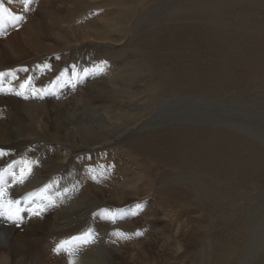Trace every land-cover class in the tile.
Listing matches in <instances>:
<instances>
[{"label":"rangeland","instance_id":"rangeland-1","mask_svg":"<svg viewBox=\"0 0 264 264\" xmlns=\"http://www.w3.org/2000/svg\"><path fill=\"white\" fill-rule=\"evenodd\" d=\"M26 15L22 24L37 34L27 28L28 38L49 50L37 57L40 68L51 54L61 65V90L103 84L94 101L57 109L71 125L79 114L100 117L83 122L90 124L83 143L55 130L57 142L75 150L72 164L41 158L24 186L10 184L20 207L39 211L42 197L55 200L34 215L41 223L35 234L24 225L27 213L18 225L0 221L26 242L18 262L67 264L66 253L59 256L52 243L44 251L34 239L57 225L72 236L93 228L98 238L87 247L98 264H264V0H33ZM19 23L8 21L10 31L21 33ZM33 43L27 39L28 58ZM45 87L30 86L29 118L41 107L55 115L48 96L33 95ZM163 98L171 99L159 106ZM65 186L70 191L59 199ZM103 209L115 220L103 219Z\"/></svg>","mask_w":264,"mask_h":264},{"label":"bare ground","instance_id":"bare-ground-1","mask_svg":"<svg viewBox=\"0 0 264 264\" xmlns=\"http://www.w3.org/2000/svg\"><path fill=\"white\" fill-rule=\"evenodd\" d=\"M44 1V0H43ZM169 1V0H168ZM15 0H3L0 1V9H7V12L4 13V23L3 26L0 27V33L3 35H6L7 38H1L0 37V72L5 73L3 77H0V148L5 149L7 152V155L0 157V169H5L9 164H12L13 167L10 171L15 172L16 176L20 175V169L24 167L23 161L27 160L32 163V171L36 172L34 169L36 166H42L40 163H38V159H43L44 162H55L56 160H59L62 158L63 162L65 159H67L70 163L73 162V159H71L73 154H70L72 151H75L69 147L63 146L57 142L56 136V129L60 128L65 133V138L70 141V143H80L84 141L83 137V130L90 124L83 123L84 121L87 122V120H94L99 119L100 117L96 119L93 115L89 117L80 116L76 119L79 122L71 123L67 122L64 119H59L57 114V109H60L62 107H66L67 101H72L75 99L82 98L84 99H93L94 101L95 96H97V92L99 91V86H101L103 83H95L94 81H88V86L85 87V82L83 87H78L76 92L73 93L72 90L66 89L65 92L69 93L72 92V95L67 96L63 90H61L60 85L61 83L58 82V84L55 87V95H49L48 96V102L51 106L54 107L55 115L49 110L48 112H43V115L41 113V109L43 107L39 108V112L37 114H33L31 118H29V115L31 110H29L28 107H26V103L28 100V90L32 84H36L37 82L40 83V85L47 84V87L51 88V82L54 81L57 74L59 73V70L61 69V65L57 63L56 56L54 54H51L49 58L47 59L46 64H42V67L40 68V64L38 62V58L40 54L42 55V52L49 51L46 47V45H42L38 42V40L35 41L36 38L32 39L28 38V31L27 28H31L34 33L36 34V26L35 25H25L22 24L23 19L26 18V12L24 11L21 0L18 4V2L14 3ZM42 2V1H41ZM167 2V0H166ZM46 3V0H45ZM48 3V2H47ZM42 4V3H41ZM19 5V6H18ZM44 5V4H43ZM152 5V4H151ZM53 6V5H52ZM44 7V6H42ZM51 6H49L50 8ZM154 8V7H152ZM152 8L148 10L146 13H142L143 16H148V12L152 11ZM158 8V7H157ZM48 9V8H47ZM159 9V8H158ZM16 11L17 15L23 14V19L20 20L19 25H22L21 33L17 34L10 31V25H8L7 16L11 11ZM18 10V11H17ZM44 10V9H43ZM42 10V11H43ZM155 10V9H154ZM36 11V10H35ZM39 11H41L39 9ZM38 11V12H39ZM48 11V10H45ZM41 13V12H40ZM37 14V13H36ZM43 14V13H42ZM51 14V13H49ZM29 15V14H28ZM41 15V14H40ZM39 15V16H40ZM43 16V15H42ZM49 16V15H48ZM121 17V16H120ZM141 15L137 16V21H139V18ZM45 18V14H44ZM101 18V17H100ZM27 19V18H26ZM41 19V18H40ZM135 19V20H136ZM87 20V19H86ZM119 20V19H118ZM41 23V22H40ZM96 24V23H95ZM130 24V23H129ZM18 25V24H17ZM132 26V25H131ZM46 27V26H45ZM103 27V26H102ZM106 27V26H105ZM107 28V27H106ZM139 28V27H138ZM105 29V28H104ZM55 30V29H54ZM32 31V32H33ZM78 31V30H77ZM92 32V31H91ZM90 32V33H91ZM40 33V32H39ZM57 33V32H56ZM89 33V32H88ZM95 33V32H94ZM97 33V32H96ZM126 33V32H125ZM0 34V35H1ZM42 34V33H40ZM39 34V35H40ZM52 34V33H51ZM62 34V33H61ZM92 34V33H91ZM129 34V33H128ZM107 35V34H106ZM37 37V34L34 35ZM43 36V35H41ZM60 36V34H59ZM80 36V35H79ZM91 36V35H90ZM133 36V35H132ZM60 38V37H59ZM6 39V40H5ZM27 39L28 41L34 40V43L31 47L33 50V54L31 58H28V45H27ZM80 39V38H79ZM91 39V38H89ZM129 39V38H128ZM5 40V41H4ZM93 40V39H92ZM80 41V40H79ZM85 41V40H84ZM122 41V40H121ZM132 41V40H131ZM121 44V43H120ZM50 45V44H49ZM103 45V44H102ZM56 49V48H55ZM53 51V49H51ZM45 53V52H44ZM43 53V54H44ZM54 53V52H53ZM142 58V57H141ZM42 59V58H41ZM112 63V62H111ZM83 64H81L82 66ZM137 67V66H136ZM141 67V66H140ZM139 67V68H140ZM144 67V66H143ZM83 68V67H82ZM127 68V67H126ZM25 69H27L25 71ZM69 70V69H68ZM86 70V69H85ZM111 70V69H110ZM119 69H117L118 71ZM142 70V69H141ZM139 71V70H138ZM108 75V74H107ZM110 76V75H109ZM118 76V75H117ZM108 77V76H107ZM111 77V76H110ZM114 77V76H113ZM30 78V79H29ZM100 79V76H99ZM102 79V77H101ZM109 79V78H107ZM103 80V79H102ZM25 81H28L27 84H25ZM118 81V80H117ZM105 82V81H104ZM119 82V81H118ZM111 83V82H110ZM120 83V82H119ZM22 84H25L24 87H21ZM114 84V83H113ZM162 84V83H161ZM75 85V84H74ZM78 85V84H77ZM106 85V84H105ZM116 85V84H115ZM39 86V85H37ZM89 88L90 91L86 92L85 89ZM112 89H115L112 87ZM74 90V89H73ZM129 91V89H127ZM93 91L96 92L95 96H92ZM115 91H117L115 89ZM123 91V90H122ZM121 91V92H122ZM21 93L20 95H17L16 93ZM130 92V91H129ZM31 93V91H30ZM29 93V94H30ZM32 96V95H31ZM122 97V96H121ZM126 97V96H125ZM32 98V97H31ZM57 98V99H56ZM123 98V97H122ZM171 99V98H170ZM169 98H163L162 104L159 103V106L168 104L170 102ZM33 101V100H32ZM73 102V101H72ZM80 102V101H78ZM128 102V101H127ZM77 103V102H76ZM75 103V104H76ZM81 103V102H80ZM84 103V101L82 102ZM81 103V104H82ZM157 102H155L153 105H156ZM28 104V103H27ZM79 104V103H78ZM77 104V105H78ZM86 104V103H85ZM85 104H82V106L85 107ZM92 104V103H91ZM35 105V104H34ZM70 105V104H69ZM38 106V105H37ZM41 106V105H40ZM43 106V105H42ZM48 106V105H47ZM50 106V107H51ZM49 107V108H50ZM59 107V108H58ZM68 107V106H67ZM84 107L81 108L84 110ZM37 108V107H36ZM69 108V107H68ZM66 108V110L68 109ZM79 108V107H77ZM157 108V106L155 107ZM160 108V107H159ZM63 109V108H62ZM86 109V108H85ZM131 109V108H130ZM161 109V108H160ZM75 110V109H74ZM102 113L100 116L102 118H106L109 121H113L111 116L106 112L104 109H101ZM35 110H33L34 112ZM64 111V110H63ZM162 111V110H161ZM66 111H64L65 114ZM78 112V111H76ZM82 113L81 111H79ZM78 112V113H79ZM129 112V111H128ZM159 112V111H158ZM163 112V111H162ZM86 113V112H83ZM116 113V111H115ZM133 113V112H132ZM131 113V114H132ZM75 114V113H74ZM156 114V113H155ZM61 115V114H60ZM83 115V114H82ZM87 115V114H86ZM116 121L121 122L123 119V114L117 112L116 113ZM158 115V113H157ZM63 116V115H62ZM67 116V115H66ZM132 116V115H131ZM152 116H155L154 114ZM69 117V116H68ZM73 117V116H72ZM67 118V117H66ZM70 118V117H69ZM58 121H57V120ZM68 119V118H67ZM143 119V118H142ZM152 117L149 116V118L145 119V122L141 120L140 122L146 123L147 121H151ZM104 121V120H103ZM115 122V121H114ZM137 123V124H136ZM135 125H140L139 122H136ZM82 124V125H81ZM95 124V123H94ZM93 124V125H94ZM133 124V123H132ZM104 125V124H103ZM143 125V124H142ZM95 126V125H94ZM100 127V126H99ZM106 127V126H105ZM100 129V128H99ZM58 130V129H57ZM109 130V129H108ZM129 131V130H128ZM130 132V131H129ZM85 133V132H84ZM123 133V132H121ZM127 135V134H126ZM88 137V136H87ZM114 137V136H113ZM116 139H119L121 137V134H117ZM61 139V138H60ZM116 141V140H115ZM87 142V141H86ZM81 143V144H82ZM46 144V145H44ZM63 144V143H62ZM68 144V143H67ZM100 144V143H99ZM102 144V143H101ZM98 145V144H97ZM84 148V147H81ZM86 150H91V148H86ZM80 155V154H79ZM83 155V154H81ZM77 156V155H76ZM79 157V156H77ZM115 157V156H114ZM52 160V161H51ZM61 160V161H62ZM76 160V159H75ZM41 161V160H40ZM60 163V162H59ZM52 164V163H51ZM72 164V163H71ZM76 165V164H75ZM60 166V165H59ZM41 169V168H39ZM73 170V169H72ZM70 170V171H72ZM43 170H38L37 172H41ZM59 171V170H58ZM33 172H31V175L34 176ZM45 172V171H44ZM53 172V171H52ZM60 172V171H59ZM46 173V172H45ZM42 173V174H45ZM57 173V172H56ZM65 174V173H64ZM41 175V174H40ZM63 175V174H62ZM53 176V175H52ZM42 177V176H41ZM46 177V176H45ZM64 177V176H63ZM32 178V177H31ZM72 178V176H71ZM77 179V178H76ZM27 180V179H26ZM24 181V183L26 182ZM41 180V179H40ZM112 180V179H111ZM5 181L7 182L5 184ZM80 181V180H79ZM49 182V181H48ZM65 182V181H64ZM28 183V182H27ZM10 184H13V176L8 174L7 172L4 174L3 181H0V186L5 187V193H4V200L7 201L9 199H13L11 196V187ZM17 184V183H16ZM24 186L23 184H21ZM39 185H41L39 183ZM51 185V184H49ZM82 185V184H81ZM19 186V185H18ZM66 187V186H65ZM76 187V186H75ZM22 188V187H21ZM24 188V187H23ZM22 188V189H23ZM26 188V187H25ZM21 190V189H20ZM40 190V189H39ZM74 190V189H73ZM13 191V190H12ZM59 191V190H58ZM57 191V192H58ZM23 192V191H22ZM40 192V191H39ZM76 192V191H75ZM30 193V191H29ZM28 193V194H29ZM42 194V193H41ZM56 194V193H55ZM13 195V194H12ZM47 195V194H46ZM50 196V195H48ZM68 197V196H67ZM21 198V197H20ZM15 199V198H14ZM19 199V198H18ZM22 199V198H21ZM38 199V198H37ZM55 199V198H54ZM59 199H62L59 198ZM58 199V200H59ZM67 199V198H66ZM16 200V199H15ZM28 200V199H27ZM33 200V199H32ZM71 200V199H70ZM29 202V201H28ZM59 202V201H56ZM67 202V200H66ZM77 202V200H76ZM47 203V202H46ZM61 203V200H60ZM59 203V204H60ZM69 203V201L67 202ZM40 204V203H39ZM62 204V203H61ZM43 205V204H42ZM58 205V204H57ZM26 203L21 205V208H24V211L21 213H27L26 217L29 221L24 222L28 225H30L29 229L32 230L35 234V231L40 229L41 223L34 217V215L30 214L26 207ZM55 206V205H54ZM76 206V205H75ZM112 206V205H111ZM29 207V206H28ZM60 207V206H59ZM61 208V207H60ZM32 209V208H31ZM54 209V208H53ZM58 209V208H57ZM33 211L35 209H32ZM63 210V208H62ZM61 210V211H62ZM65 210V209H64ZM60 212V210H59ZM57 213V212H56ZM25 218V217H23ZM50 219V218H49ZM75 219V218H74ZM47 220V219H46ZM45 220V221H46ZM1 221V220H0ZM61 221V220H60ZM76 222V221H75ZM4 223V222H3ZM55 224V222H53ZM61 223V222H59ZM71 223V222H70ZM10 224V223H9ZM12 224V223H11ZM10 224V225H11ZM47 224V223H46ZM50 224V223H48ZM10 225H7L5 227H0V264H20L18 262L19 259L23 254L25 249L27 248L26 242L23 241V238L18 233H12V229H10ZM14 225V224H13ZM68 225V224H67ZM21 226V225H20ZM71 226V225H70ZM35 227V228H34ZM50 229V228H49ZM20 230V229H19ZM23 230V229H22ZM20 232V231H19ZM46 232V231H45ZM71 232V229L68 230H60L57 225H54L52 229H50L48 232L45 233V235L40 236L38 238H34L38 244H42L40 249H43L44 251L47 250L46 245H55L60 240H65L70 238L72 235L69 233ZM31 233V232H30ZM73 233V232H72ZM33 234V233H32ZM70 234V235H69ZM5 235V236H4ZM67 236V237H66ZM3 239L1 240V238ZM59 239L58 242L55 239ZM31 238H29L30 240ZM33 239V240H34ZM54 240V241H53ZM56 241V243H55ZM36 244V243H35ZM39 244V245H40ZM34 247V246H33ZM32 247V248H33ZM50 247V246H49ZM39 249V248H38ZM39 249V252H40ZM88 249V250H87ZM89 247H82L75 256V264H98V258L94 256H90V250ZM30 251V250H29ZM95 252V251H94ZM28 253V251H27ZM41 253V252H40ZM32 254V253H31ZM55 254V253H54ZM26 255V254H25ZM29 255V253H28ZM41 255V254H40ZM61 255V254H60ZM59 255V256H60ZM24 256V255H23ZM27 256V255H26ZM32 257V256H31ZM67 264H69V260L72 259L68 254H66ZM19 258V259H18ZM24 258V257H23ZM34 258V257H33ZM41 259V256H40ZM43 259V258H42ZM41 259V260H42ZM24 260V259H23ZM21 260V261H23ZM33 260V259H32ZM20 261V260H19ZM66 261V260H65ZM26 262V261H25ZM34 262V261H33ZM108 262V261H107ZM31 263V262H29ZM113 263V262H112ZM24 264V263H23ZM37 264V263H36ZM116 264V262L114 263Z\"/></svg>","mask_w":264,"mask_h":264},{"label":"snow or ice","instance_id":"snow-or-ice-1","mask_svg":"<svg viewBox=\"0 0 264 264\" xmlns=\"http://www.w3.org/2000/svg\"><path fill=\"white\" fill-rule=\"evenodd\" d=\"M33 3V0H21V4L22 7L24 9L25 12L30 11L31 10V5ZM7 12V9H0V27L3 26L4 23V13ZM23 19V14L20 15H14L9 13L7 16V20L11 23H17L20 20ZM102 64H106L107 61H102ZM98 70L99 71H103V68H100L99 66ZM27 69H25L26 71ZM84 74L87 75V70H84ZM5 75V73L0 72V77H3ZM76 73L73 72V76H75ZM64 76V73H61L60 76H58L56 78V80L52 81L51 84L52 85H57L58 82H61V77ZM30 79V78H29ZM68 82H71V78H69ZM28 81H25V84H27ZM25 84H22L21 87H24ZM2 90V89H0ZM17 95H20L21 93L17 92ZM33 95H39L40 98H44L46 96L49 95H55V92L52 88H48L45 87L43 89H39V90H34L33 91ZM7 155V152L5 151V149L0 148V157H3ZM24 167H22L20 169V175L16 176L15 172L10 171L13 167L12 164H9L7 166V168L5 169H0V181H3L4 179V174L7 172L8 174L13 176V183H19V184H23L24 181L31 175L32 172V163L25 160L23 161ZM7 182L5 181V184ZM50 185L49 184H45L43 185V187L39 190L41 193L47 192V190L49 189ZM74 187V186H73ZM70 191L69 188L65 187L63 189V192H57L56 195L58 197L63 196L64 194L68 193ZM4 193H5V187L4 186H0V220H3L5 222H11L13 224H19V222L23 219V217L21 216V212L24 211V208L20 207V200H12L9 199L7 201L4 200ZM29 196H33L36 195L35 193H29ZM43 201H47L46 204H44L43 207H39V211H33L32 209H29L28 211L30 212V214L32 215H37L39 216L42 212H44L48 207L54 205L55 200L51 199L48 196H44L42 197V202ZM137 207H140L139 205H137ZM101 217L103 219H107V220H115V217L110 213V210L108 209H103L101 210ZM137 235H139L140 233H136ZM114 235L120 237V238H125V233L117 231L114 233ZM98 238V235L94 232L93 228L89 227L87 228L85 231L79 233L78 235H74L71 236L68 239L65 240H60L55 247L52 249V251H54L55 253H57L58 255L60 254H68L72 259L69 260V264H75V256L77 254V252L82 248V247H86L90 244L95 243L96 239Z\"/></svg>","mask_w":264,"mask_h":264}]
</instances>
